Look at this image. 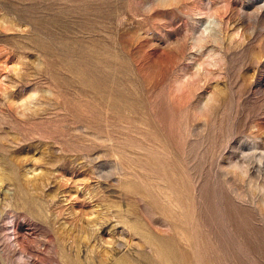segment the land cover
Wrapping results in <instances>:
<instances>
[{"label": "rangeland", "instance_id": "1", "mask_svg": "<svg viewBox=\"0 0 264 264\" xmlns=\"http://www.w3.org/2000/svg\"><path fill=\"white\" fill-rule=\"evenodd\" d=\"M262 189L264 0H0V264H264Z\"/></svg>", "mask_w": 264, "mask_h": 264}, {"label": "clouds", "instance_id": "2", "mask_svg": "<svg viewBox=\"0 0 264 264\" xmlns=\"http://www.w3.org/2000/svg\"><path fill=\"white\" fill-rule=\"evenodd\" d=\"M204 35H205V36H207V35H208V33H207V32H205V33H204ZM13 67H18V66H16V65H13ZM11 70H12L11 68L5 69V71H11ZM262 191H264V189H262Z\"/></svg>", "mask_w": 264, "mask_h": 264}]
</instances>
